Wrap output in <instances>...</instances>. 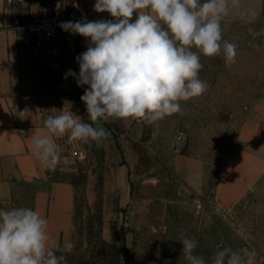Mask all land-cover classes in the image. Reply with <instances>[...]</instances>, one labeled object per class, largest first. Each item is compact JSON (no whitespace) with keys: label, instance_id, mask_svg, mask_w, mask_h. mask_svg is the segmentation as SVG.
Returning a JSON list of instances; mask_svg holds the SVG:
<instances>
[{"label":"rangeland","instance_id":"rangeland-1","mask_svg":"<svg viewBox=\"0 0 264 264\" xmlns=\"http://www.w3.org/2000/svg\"><path fill=\"white\" fill-rule=\"evenodd\" d=\"M44 1L50 14L70 0ZM221 27L222 42L238 45L236 62L201 55L207 90L181 101V112L151 124L98 120L94 127L107 130L99 145L58 137L61 158L50 179L75 187V247L56 251L61 264H188L185 236L198 241L194 254L207 264L224 247L254 249L253 264H264V76L248 73L249 30L239 21ZM86 88L56 93L51 115L65 107L92 123L80 100ZM220 188L240 198L233 208L218 204ZM19 199L2 209L29 207L25 192Z\"/></svg>","mask_w":264,"mask_h":264},{"label":"clouds","instance_id":"clouds-1","mask_svg":"<svg viewBox=\"0 0 264 264\" xmlns=\"http://www.w3.org/2000/svg\"><path fill=\"white\" fill-rule=\"evenodd\" d=\"M240 0H95L94 11L112 19L66 21L64 31L89 41L77 57L79 74L71 69L77 86L87 85L80 100L88 119L82 121L70 108L48 115L44 127L49 135L31 136L34 155L55 168L62 149L52 139L68 134L69 142L97 145L107 130L94 127L98 120L140 119L155 123L181 112V101L201 96L207 83L199 78L201 55L223 54L235 63L238 45L222 42L221 22ZM136 18L133 20V14ZM251 19L255 13H251ZM193 49H196L195 51ZM27 110L20 112L23 116ZM48 221L29 207L0 209V264H61L64 255L49 249ZM182 254L188 264H207L195 255L198 241L183 237ZM75 245L65 241L60 252ZM255 250L218 249L211 264H253Z\"/></svg>","mask_w":264,"mask_h":264},{"label":"crops","instance_id":"crops-1","mask_svg":"<svg viewBox=\"0 0 264 264\" xmlns=\"http://www.w3.org/2000/svg\"><path fill=\"white\" fill-rule=\"evenodd\" d=\"M68 8L81 21L97 19L104 13L94 11L95 0H70ZM52 5L44 0H0V209L21 202L47 219L49 249L58 251L73 240L75 187L65 180H51L47 167L35 155L31 136L49 135L44 120L55 106L56 93L73 90L79 74L77 57L87 50L89 41L72 33H61L47 47L24 53L18 46V33L12 20L43 17ZM255 18L251 19V13ZM136 14H133V20ZM239 21L249 30L245 38L244 59L249 74L264 76V0H240V7L229 10L222 22ZM264 106V86L261 88ZM27 110L23 116L20 112ZM52 139L56 144L58 137ZM227 176V167L223 178ZM227 182L226 180L224 181ZM226 187V185H223ZM31 189L30 192L27 190ZM219 189L218 204L233 208L240 198L230 190L224 197Z\"/></svg>","mask_w":264,"mask_h":264},{"label":"built area","instance_id":"built-area-1","mask_svg":"<svg viewBox=\"0 0 264 264\" xmlns=\"http://www.w3.org/2000/svg\"><path fill=\"white\" fill-rule=\"evenodd\" d=\"M101 19H112L106 12L97 19H86L84 21H94ZM66 21H81L78 15L69 11L56 10L50 14L37 19L22 21L20 18L12 20L11 29L18 33V46L26 54L43 49L50 45L61 33H71L64 31L60 24ZM83 22V21H82ZM74 34V33H72ZM78 35V34H75Z\"/></svg>","mask_w":264,"mask_h":264}]
</instances>
